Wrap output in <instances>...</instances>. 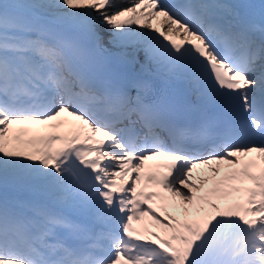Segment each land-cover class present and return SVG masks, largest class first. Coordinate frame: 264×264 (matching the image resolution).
I'll return each instance as SVG.
<instances>
[{"label":"snow or ice","instance_id":"1","mask_svg":"<svg viewBox=\"0 0 264 264\" xmlns=\"http://www.w3.org/2000/svg\"><path fill=\"white\" fill-rule=\"evenodd\" d=\"M251 8L0 0V264H264Z\"/></svg>","mask_w":264,"mask_h":264},{"label":"bare ground","instance_id":"2","mask_svg":"<svg viewBox=\"0 0 264 264\" xmlns=\"http://www.w3.org/2000/svg\"><path fill=\"white\" fill-rule=\"evenodd\" d=\"M156 21H157V23H158V22L160 21V19L157 18V19L153 20L152 23H154V22H156ZM137 30L139 31V30H141V29H137ZM143 31H148V30H147V29H143ZM142 55H143V53L140 54V57H141ZM202 171H206V170H202Z\"/></svg>","mask_w":264,"mask_h":264},{"label":"rangeland","instance_id":"3","mask_svg":"<svg viewBox=\"0 0 264 264\" xmlns=\"http://www.w3.org/2000/svg\"><path fill=\"white\" fill-rule=\"evenodd\" d=\"M154 24V23H153ZM143 58V57H142Z\"/></svg>","mask_w":264,"mask_h":264}]
</instances>
